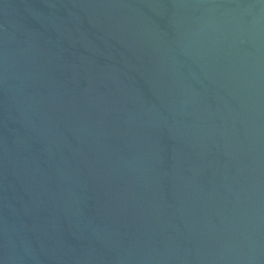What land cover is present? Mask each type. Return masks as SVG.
Instances as JSON below:
<instances>
[{
	"label": "water",
	"instance_id": "95a60500",
	"mask_svg": "<svg viewBox=\"0 0 264 264\" xmlns=\"http://www.w3.org/2000/svg\"><path fill=\"white\" fill-rule=\"evenodd\" d=\"M0 264H264V0H0Z\"/></svg>",
	"mask_w": 264,
	"mask_h": 264
}]
</instances>
